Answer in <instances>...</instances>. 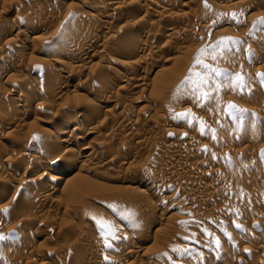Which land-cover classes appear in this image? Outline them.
Listing matches in <instances>:
<instances>
[{"label": "rangeland", "instance_id": "374dc122", "mask_svg": "<svg viewBox=\"0 0 264 264\" xmlns=\"http://www.w3.org/2000/svg\"><path fill=\"white\" fill-rule=\"evenodd\" d=\"M1 1L3 2L4 8L8 7L6 5L11 4L10 5L11 7L12 6L15 7L16 10L19 9L22 13L24 12V14L27 13L26 9L24 10V7L25 8L31 7L32 8L33 6L38 5V3H39V6H42V4L45 3L44 2L45 0H41V1H43L42 4L40 3L41 2L40 0H39V2L37 0H20L22 3L19 0H5V1L1 0ZM15 1L18 3V4L16 3L17 5L15 4ZM168 1L174 2L175 5H178V3L180 2V0H176V1L168 0ZM239 1H241V0H207V2H208L207 4L210 6L207 10L208 15L213 14L211 17H209V19H211V21H210L211 26L209 28L204 29V30L198 28L196 30V34H199L198 41H196L194 43H187V46L185 44L184 47H186V48H183V50L185 49L184 52L182 50H181V52H177L176 46L178 47V45H176V43L174 41L170 42V40L168 38H164L163 32L159 33L156 37H154V41L158 45H162V46H166L168 44V47L166 46L167 48H165V50L163 49V52H161L163 56H161L159 59H157L153 56L154 59H152L153 61L151 63V65L153 64L152 69L158 68V67H164V68H170L171 71L169 69H167V72L169 71L168 73H163V74L153 73L152 74V72L149 73V69L151 66L147 67L148 72L145 70L146 74L142 75V77H144V80H145L144 81L145 85L142 88L140 87L139 89H129V91L127 89L126 91L120 92L119 90L117 91V89H115L116 87L114 86L115 88H113L111 91V97L113 96L112 98L115 99L117 96L116 100L117 101L119 100L118 101L119 103L117 102V104L119 105V106L117 105V108L114 109L113 107H111V105L109 107L107 106L106 107L107 110L108 111L110 110L109 114L103 113L104 116H102V113L99 114V117L96 120L90 121L93 126L90 125V123L88 121L89 119L87 116L85 117V115L81 118L82 120L87 118L86 121L84 120L85 122L82 120H80L81 122L76 121L77 124L78 123L81 124L82 122H83L82 123L83 125L85 124L86 127L83 125L81 126L83 130L87 129V128L95 127V126H97V123H98L97 127H100V128L102 127L101 128L102 132L100 134H98V135L87 134V135H85V137H83L82 140H80L83 144L85 143L84 145H86V142L88 141L89 143L88 142L87 143L88 144L91 143L94 148L102 145V142H104V136L109 131L111 133H113V131L116 130L114 132L115 135L116 134L122 135L123 128L117 127L118 125L115 123L116 121H114L118 116H119L118 117V119H119L122 116V114H125V115L128 114V116L131 118V120L133 122L137 121V123L139 122V124H141L140 125L141 127L139 126L140 130H139V128L136 130L139 133H141L147 129H152L153 131H155L153 136H152L153 140L151 139V141L148 140V142L147 141L144 142V144L146 145L145 147L143 146L144 144L141 146V147L145 148L146 150L141 149V147L138 148L134 144V142L132 143V141H130V140H129V142H128V140L127 141L125 140L123 143H121L123 145L125 143L126 149H128V150L127 151L125 150L124 153L122 154L124 156V163H122V166L120 165L121 163L117 164V165L121 166L120 171L118 170L119 171L118 172L116 170V172L114 171L115 173L114 172L111 173V172L106 171V173L108 172L106 174L104 172V170H102L104 173L102 172V173L98 174L99 172H97L98 176L95 175V173H94L93 174L94 177L92 176V173H91L92 177L89 176V174H86V176H87L86 179L88 182L87 181L85 182L84 187L82 188L80 195H78L77 198H75V200L72 199V201H71L70 196L67 194V187L66 186H64V188H62L60 190H57L55 192V194H53V196H52L53 198L59 197L61 201H63L65 199L64 202H67V199L69 197V200L71 202L70 203L71 207L73 205H77L79 208H81L83 206L81 209L83 211V214H85V216H86L85 220L82 219L81 216H78V215L76 216L74 214L71 215V214H69V212L67 213V209H66L67 204L66 203H65L66 206L62 204L61 206L56 208L51 203V202H53L52 201L53 198H52L50 200H47L48 202L44 201L43 204L42 203L38 204V205L36 204V206H35V202L33 204L31 196H30V199H29V196H27L28 195L27 193H29V195L31 194L30 192L25 191L24 196H23L22 193H23L24 189L22 188L23 189L22 190L21 188H19L20 187V186H18L19 181L17 179L19 177H22L21 175H24L23 173H25V172H26L25 174L29 173L30 169L36 165V160H35V162H31V161L24 162L21 160L19 162H17V160H15V163L16 162L18 163V164L14 163L15 167L13 165H11L10 169H9V167L7 166L8 171L6 170V174L13 175L14 180L12 179L11 180L12 182L10 181V184H9V186H10L9 190L10 191L8 192V190H7L8 188H7L6 189L7 191H4V192L11 194L14 191L18 195L16 198H21L24 202L21 199H18L19 204H17V200L15 201L16 203L12 202V203L8 204L9 208L11 210H12V206L15 204L13 206L15 208V209L13 208V211H15V212L11 211L10 213L6 212V214L3 213L0 215V221L2 222V223L0 222V224H1V227H3V229L5 231V232L4 231L0 232V234L4 233L3 234L4 236L9 237L8 240L0 241V255H1L0 264H16L17 262H18L17 264H25V262H26V264H42V263L43 264H71L70 256L71 255L73 256L76 253V250L78 253V252H81L83 250V248L85 249L86 247L88 248V250L86 248L84 250L86 252L83 251V253H87L88 255H94V256L96 254H101L103 259H106V261H107L106 262L105 260H103L104 262H106V263L103 262V264H113L112 262H114V264H115V261L118 259L117 257L119 254L117 249H115V250L114 249H112V250L107 249L105 251L100 250L97 252L95 251V253L89 249V245L91 244V242L93 243L92 239H90V238H92L90 236L91 232H100V233L104 232L103 233L104 235L107 233L105 235V237L107 236V239H109V240L111 239L110 241H113L116 245H118V244L124 245L128 242L127 245H129V246H127V245H125V246L129 247V249H132V250L134 249L135 251L141 245L138 241H140V237L143 236L142 238H144V240L146 241V243L143 244V246L141 245L142 253L144 254L143 259H141L139 256L138 257L134 256L135 259L131 258L123 264H128L129 262H130L129 264H131L133 262H135L133 264H186V263H188V264H211V263L212 264H264V252H261L260 249L258 250L259 246H262V244L264 245V175H262V172L264 173V158L259 156V155H261V150H264V146H263V144H264V107H261L262 105H264V102H263L264 101V80H262L261 76L258 75V74H263V72H261V68L264 66V44H261L262 42L260 43V40H259V38H261V41H264V35L260 34V32H259V30L261 31V28H263L264 26H258L260 29L258 27L255 28V30L257 29L256 31L259 32V34L254 33L255 34L254 36H256V37L259 36L258 39L256 37L251 36L248 38L246 36L247 35L246 32H248V30H249V32H253V31H251L253 29V27H252L253 24H251L252 22L250 21L251 20L250 17L251 16H253V18L258 17L257 19H259L262 15L264 16V7H263L264 6L263 5L264 0L263 1L261 0V2H260V0L259 1L256 0V1H254L255 3H252L251 5H250V3L241 4L243 6L236 4V2H239ZM4 2H5V4H4ZM34 2L37 4H35ZM257 2L260 4V6H258L259 4ZM19 3H20V6H19ZM234 3L238 7L235 6ZM261 3H262V5H261ZM26 4H27V6H26ZM253 4L254 5L256 4L257 6L255 5L256 6L255 7ZM48 5H49V3L46 2V7L50 6V5L49 6ZM22 6H24V7L22 8ZM74 6H79V3L76 0L75 1L74 0H66V1L63 0L62 2H60V4L58 3V9H55V10L56 11L59 10L61 13L63 12V14H65L68 11L75 10L73 12L71 11L74 14L69 12L70 13L69 19H71V18H73V16L75 15V12H76V8H74ZM250 6H252V7H250ZM42 7L45 11L46 8H44L45 7L44 4ZM193 7L195 8L194 5L193 6L190 5L189 8L183 10L182 12L190 13V16L193 15V17L194 16L198 17L199 15H197V12L199 13V11H197V6H196L195 10ZM1 8L3 9L2 4L0 5V12L2 10ZM15 8H11L12 12H11V10L9 12L14 13L13 15H15V13L17 14V12H18V14L20 13L21 15H24L19 10L16 11ZM55 8H57V7L55 6ZM84 10L88 11L89 13H93V14L95 13L94 8L84 9ZM25 11H26V13H25ZM44 11H42V12H44ZM59 11L57 13H60ZM98 11L101 12L102 9H99ZM103 11H104V9H103ZM230 13H236L237 14V20H233L230 18V16L225 15V14H230ZM10 14L8 15L9 19L7 17L8 20H6V25L3 27L5 30H8V29L11 30L12 27L10 28V26L13 25L12 24L13 20H11L13 15L12 14L10 15ZM71 15H73V16L71 17ZM10 16H11V19H10ZM69 16L67 14V18ZM76 16L78 17V19H76L77 18ZM228 17H229V20H227ZM74 18L76 20H79L78 15H75ZM39 19L41 21V18H38L37 21ZM257 19H255V20L257 21ZM9 20H10V22L8 23ZM35 21H36V19H35ZM237 21H239V22H237ZM118 22L119 21H117L116 24L114 25V26H116V28L117 27L120 28L124 25L122 23V21L119 24H117ZM56 24L51 25L53 28L52 31L56 30L55 28L61 29L62 24L64 27V23L62 21H58ZM7 25H10V26H7ZM120 25H122V26H120ZM6 26H7V28H6ZM49 26H48V31L49 30L51 31V27L49 28ZM250 26L252 28H250ZM186 28H188V27H186ZM114 30H116V29L114 28ZM48 31H46V33H45V31H42V33L40 31V32H38V34H36L38 37L42 38L41 42H46V40L48 41L47 38L51 35L50 33H49L50 35L47 33ZM256 31H254V32H256ZM111 33L114 34V31L110 32L109 34L111 35ZM245 33H246V35H244ZM5 34L6 35H3V38L2 37L0 38L1 48L4 45H5L4 47H9L10 46L9 44L13 38L17 40V37L16 38L14 37V35H15L14 32L7 31V33H5ZM46 34H48V35L46 36ZM75 36H76V34H75ZM32 37H33V35H27V34L24 36L20 35V37H18V39H20V40H18V41L28 39L27 40V43H28V41L31 42L30 40L32 39ZM229 37L234 38V39L239 40V41H242L243 43L241 45H238V46L232 45L231 47L233 49H235V51L232 54H224V51H223L224 45H227L229 43L226 38H229ZM50 40H52V39L49 38V41ZM220 41H223L224 43L219 44L218 42H220ZM22 42L26 43V40L22 41ZM259 43L263 47H260ZM173 46H175V47H173ZM253 48L255 50L257 49L256 50L257 51L256 52L257 57H258V53H259L258 59L254 58L255 57L254 55L251 56L250 50H252ZM201 49L207 50L206 55L201 57L203 63L209 65L211 69H216V70L222 71L223 73H225V75L217 76V75H215V73L211 72L209 69L204 68L200 64L195 63V59H196V57H197V55ZM213 49H215V52H213ZM78 50H80V49L73 50L72 52H74L75 55H77L79 53L81 54V52L83 50V54H85L86 52H87L86 54H88V51H84V49H81V51H79V52H78ZM35 51H37V50H35ZM94 51L95 50L90 51V53H92V52L95 53V56H93L94 58L92 57V59H91L90 65L87 64L84 69L82 68L79 70L81 73L80 72L78 73L79 77L78 76L75 77V81L82 80V76L88 75L89 72H90L89 74H91L92 72L95 73V71H97V69L100 67V65L104 64V61H102V58L98 57L99 55L98 56L96 55L97 50H96V52H94ZM38 52H40V51H38ZM41 53L38 54L37 52H34V51L24 52V54L21 53V56L18 58L20 60H18V61H21L24 64L23 65L25 67L24 69H23V67L21 68L22 63H20V62H19L20 65L17 67L16 66H11V68L7 67V65L3 63L4 60L0 58V63H2V64H0V69H2L4 67L6 68V70L9 69L8 71H6L7 74L5 76L1 77V83L4 84V88L9 89V90L15 89V90H17L18 93L23 94L26 91H25V89L23 90V87H22V89L18 88V87H21L18 84L19 80H21L23 78H24L23 81H25V79L32 80V78L36 79L37 81L41 80L42 79V77L40 75L41 73L37 72V71H39V69L40 70L42 69V66H41L42 62H45L46 60H48L47 54H45L44 51ZM113 53H114V51H113ZM173 55L175 57L178 55L177 58L174 59L175 61L174 60L164 61V59H167L168 57H172ZM212 55H216L217 58L215 60H213ZM112 57H116V56H112ZM42 58L43 59L47 58V59H44L45 60L44 61V60H42ZM256 59H257V61H256ZM258 60H259V62H258ZM37 65H39L40 67L37 68ZM220 67H222L223 69H221V70L218 69ZM92 69H94V70L91 71ZM262 69L264 70V68H262ZM175 71H177V72H175ZM170 73L174 74L176 77L175 76L172 77L173 75L172 74L170 75ZM193 73H195L197 75H192ZM236 74H239L243 77V80H244V87L243 88H241L237 84V82L235 81L234 77ZM9 75H12L14 77L20 75V77L21 76L22 77L21 78L16 77V78L8 79L7 77ZM38 75H40V77ZM177 75H178V77H177ZM186 77H191V78L188 81H186ZM229 77H232L231 87H229ZM6 79H8V80H6ZM75 81L73 83V86L75 84ZM203 81H207V83H204ZM189 83L190 84L192 83V86H189ZM70 84L72 86V83H70ZM146 84H147V86H146ZM170 85L173 87H170ZM217 86H219V87H217ZM73 88H69L68 92L70 91V89L74 90ZM80 88H82V87H80ZM80 88H79V90H80ZM68 92L62 93L63 97L61 96L62 97L61 100L66 101L68 99H71L70 97L72 95H70V93H68ZM90 98H92V97H90ZM0 99L3 101L8 100V102L11 105L14 104V99L11 96L7 95L5 91L1 92ZM77 101H79V100H77ZM230 103L235 104L237 109H240L243 111H237L236 109L228 108V105ZM104 106H105V104H104ZM147 106H149L150 109L156 110L155 112L157 113V117L161 116V115L166 116L167 114L171 115V116L173 114H176L175 116H178V118H180V119H178L179 124L181 126H185V127L189 125V127L193 128V130L195 131V134L197 136L198 135L204 136V134L201 133V127H203V133H205L204 131L214 129V127H215V129H218L215 131H219V132L225 131V134H228L229 136L225 135L228 140L225 139L227 141H226V144L224 143L223 145H226L225 147L230 146V148H233V151L234 150L239 151L241 149V152H242L243 147L244 148H245V146L248 147L247 157L244 158L240 154L241 152L238 153L235 151H234V153H236V154H234L232 157V158H234L233 160L235 163H238L239 165H242L244 167L246 166L245 167V174H243V172L241 173V176L245 175V176H243V178H245V179H243L239 183L233 182L235 185L231 181V183L233 184L232 185L225 178H223V180L228 182V184L230 183L229 187L231 185L233 187V188L230 187V189L232 188V190H230L231 194L229 195V198L226 197L223 199V197H221V195L210 194L209 192H206V191L203 192L204 194L207 193V195L209 197H211L212 200L214 199L213 201H215V200L220 201L222 199L221 202H219V201L214 202V204L216 203L218 207L216 206V204L213 205L215 207H213L211 205L210 206H203V209H201L202 216L200 215V213H197L198 210L195 212L188 210V212H187L183 209H181V210L176 209L175 210L176 212L171 211V212L165 213L164 209L168 204L173 205V206L177 205V204H175L178 202V201H176V198L181 194V192H185V190H186L185 185H187V189L191 187V183L189 184V182H186L188 184L181 183L182 186H179L180 185L179 183L178 184L177 183H173V184L171 183V184L166 185L164 187L165 189L163 190V192L165 191V193H167L166 195L168 196V198H170L169 196H171V199H168V202H166L164 204H161L159 206H155V208L153 207L154 202L151 199H149L148 197L146 198L144 196L145 198L142 199L143 197L142 198L139 197L138 193L135 194V192H133V191L132 192L131 191L125 192L126 190H122L124 188V186L120 182H122L123 180L134 181L141 174L145 175V177H152V176L159 174V173H165V169L167 166L165 167V165H163V164L165 161L167 162L168 161L167 158H169V157L171 158V156L167 151L163 150L162 146H160V145L165 143L166 140H167L166 142L173 141V140L178 141V142H179V140L181 141V138L178 139L179 136H177V137H171L170 136L169 137L167 135V132L170 130H173V129H174L173 130L174 132L179 131L182 128L175 127L174 124L169 123V122H167V123L166 122L165 123L160 122V121H158V118H155L153 115L148 116L147 112L150 109H148L146 111V109L149 108ZM183 106L184 107L186 106L190 110L191 113L187 114L189 117L187 115H179L181 112L180 110H182L184 108ZM111 108H112V111H111ZM30 109H34V104L31 105ZM244 110H246V111L244 112ZM120 111H121V113H119ZM196 112H197V114H196ZM110 113H111V115H110ZM2 114H3V110L0 107V115H2ZM112 114H114L113 115L114 116L113 118H115L114 120H112L113 118H111ZM105 115H107L111 119L112 122L107 118L105 119L104 118ZM202 116H203V118L206 117L207 119L205 118L204 120L203 119L201 120ZM48 117L51 118V116H48ZM148 117H150V118H148ZM45 118H47V117L45 116ZM102 118L104 121L106 120V122L109 125L106 123L104 124L105 126L102 125L104 122L102 120ZM197 118H199V119H197ZM52 121L47 120V122H50L49 124L42 123V122L38 123V126L40 125L43 127L44 126L45 127H52L54 125L56 127V125L53 123H57V127L60 125V124L58 125V122H55V121L52 122ZM70 121L72 122V119H70ZM113 121H114V123H113ZM110 123H112V124H110ZM218 123H219V125H217ZM51 124H53V125H51ZM77 124H74V125H77ZM114 124L116 126H114ZM218 126H220V127H218ZM208 127L209 128L211 127V128L209 129ZM216 127H218V128H216ZM224 127H226V128H224ZM12 128H13L12 125L1 127V129H0V141L5 140V138L7 136V133H5V132L6 131L9 132V130H12ZM104 128H106L107 130H104ZM112 128H113V130H112ZM227 128L229 131L227 130ZM22 130H24V131H21L19 129L18 132L21 131V133L15 132V134H17V135L23 134L20 136H23L22 138L26 139V137H25L26 136V129H22ZM103 130H104V132H103ZM232 130H234V131H232ZM71 131H72V128L67 129V133L65 135H63L62 139L63 138L68 139L69 137H72L73 135L71 136V133H70ZM226 131H227V133H226ZM230 132H232L233 134ZM15 134H14V136L17 137V135H15ZM210 134H212V131ZM20 136L17 139H15V140H17V142L21 141L22 138ZM170 138H172V139H170ZM233 138H235V139L233 140ZM74 139H75V137L73 136V138H71L70 140H72V142H74ZM80 141H79V145L82 144V143H80ZM84 141H86V142H84ZM7 144L10 147L12 146V149H13V148H17L16 144H18V143H15V147L13 145L14 141L12 143H11V141H10V143L7 142ZM103 144H105V142ZM113 144L111 146L115 147V148H120L121 146H123V145H119V147H118V144H120V143H116V142H114ZM157 145H159L160 147ZM217 147L218 146L216 145L215 151L226 149V148L217 149ZM251 147L253 149H251ZM244 148H243V150H244ZM131 149L133 152H134V150L136 151L138 149L137 151L140 153H138L136 151V154L134 156L131 154ZM128 151H130V153H126ZM164 152H167V153L165 154ZM237 153H238V155H237ZM239 154H240V156H239ZM136 155H139V156H137V158H136ZM138 157H140V158H138ZM165 157H167V158H165ZM242 158L246 159L248 161H244V160H242ZM139 159H140V161H139ZM192 159H194V158H192ZM162 160H164V161H162ZM37 161L40 162L41 160L40 161L37 160ZM237 161H239V162H237ZM20 162H21V166L19 167L18 165H20ZM23 163H24V165H23ZM25 163H26V165H25ZM217 163H219V161ZM221 163H222V161L219 164L221 165ZM223 163H225V162H223ZM219 167H221V166H219ZM223 167H224V165H223ZM124 168H125V170H124ZM122 169H123V171H122ZM109 173H111V174H109ZM127 178H128V180H127ZM219 178L218 177H214V178L211 177V179L210 178L208 179V182L222 181V179L220 178V180H219ZM226 178H230V176L226 177ZM15 181H18V183ZM244 181H246V184H244ZM236 184L239 186H236ZM102 185H103V187H102ZM240 186H242V189L244 188L243 190H246V192L243 191ZM251 187H252V189H251ZM93 191H95V193ZM7 193H5L6 198L5 197H3V199L0 198L1 199L0 206H2L3 203H4V205L7 204V203H5V199H7V196H8ZM90 194H92V195H90ZM210 195H212V196H210ZM22 196H23V198H22ZM25 196L28 197V200L25 198ZM59 198H57V199H59ZM19 201H21V202H19ZM149 202H151V204H152V206L150 208L153 207V209H149V211H148V208L150 206V204H148ZM23 203H25V204H23ZM218 204H220V205H218ZM221 204L222 205L224 204V205L221 206ZM40 205H41V207H40ZM62 206H63V208H62ZM144 206H146L148 208H146ZM219 206H221L222 209L225 208L224 213H219L218 211H216V210H218L217 208H219ZM150 210H152V211H150ZM34 211H36V212H34ZM32 212H34V213H32ZM258 212H259V214H258ZM11 214H12V216H11ZM34 214H37V215H34ZM1 216H3V217H1ZM6 216L7 217L9 216V218H7ZM67 216H69V218ZM71 216H73V217H71ZM159 216L161 219V224H163L162 229H161V227H160V229H158V230H160V232L157 231V233H156L154 231V229L143 232V231H141V229H139L138 225L143 224L144 222L148 223V221L152 223V221L158 220ZM4 217H6V218H4ZM94 217H95V219H93ZM182 217H186V218L183 219ZM215 218L217 221L215 220ZM3 219H4V221H3ZM26 219H30V221L27 220L28 221L27 222ZM220 219H221V221H220ZM97 220H102V221L106 222L107 227L101 228L100 225L97 223ZM128 221H130V222H128ZM133 221H135V222H133ZM5 223H6V225H5ZM28 223H30V224H28ZM132 223H133V225H132ZM16 224H17V226H16ZM47 225H49V226H47ZM237 225H239V227H237ZM114 228H119V229L117 231V229H114ZM59 231H60V233H59ZM122 232H124L125 234H123ZM117 233H119V234H117ZM59 234H61V235H59ZM126 234L133 235V238L135 239L136 242L134 240H133V242L129 241V240L124 241L123 238ZM136 238H137V240L138 239L139 240L137 241ZM253 238H254V240H253ZM255 238H259V241L257 242V239L255 240ZM4 243H7V244H4ZM1 245H6V246H1ZM132 246L135 248H133ZM2 247H5L4 250L1 249ZM202 247L206 248V250ZM79 249L80 250L82 249V250L79 251ZM173 249H176L177 251H173ZM29 252L32 254L34 253V255L35 254H37V255L34 256L33 258L30 257V260H29V258H28L29 256L27 257ZM57 253H59V254H57ZM219 253H220V256L223 255V253H224V255L226 254L224 256V259H219V260L216 259V256H219ZM19 254H21V255L23 254V255L20 256ZM38 254H41V255L44 254L43 256H45L47 258L45 260L46 262L44 260L42 261L41 258L38 257ZM226 256H227V258H226ZM239 258H240V260H239ZM27 260H29L30 262L27 263L28 262ZM80 262H79L80 264H84L83 261H80ZM184 262H186V263H184Z\"/></svg>", "mask_w": 264, "mask_h": 264}, {"label": "bare ground", "instance_id": "6f19581e", "mask_svg": "<svg viewBox=\"0 0 264 264\" xmlns=\"http://www.w3.org/2000/svg\"><path fill=\"white\" fill-rule=\"evenodd\" d=\"M3 1H5V0H3ZM37 1L39 2V0H37ZM62 1L63 0H45L44 1L45 3H43L45 6L44 8H46L45 11L42 7L43 1L40 2L42 4V6H39V3H38V5H35L32 8L29 6H28L29 8H27V7L25 8L24 7L25 5H24V6H22V8L24 7V10L26 9V11H27V13L25 11L26 14H24V12L22 13L18 9L24 15H21L20 13L18 14V12H17V14L15 13V15H13L14 13H11L12 12L11 8H15V7H13V6L11 7L10 6L11 4H10V5H6V6H8L7 8H4L3 2L2 1H1L2 3L0 2L3 6V9L1 8L2 10L0 12V38L1 37L3 38V35H6L5 33H7V31L14 32V34H15L14 37L15 38L17 37V40L14 38L11 40V42L9 44L10 46L8 45L9 47H4L5 45L4 46L2 45L3 47L1 48V46H0V58L4 60L3 63L6 64L7 67H10V68H11V66L17 67L20 65V63H22L21 61H18V60H20L18 58L21 56V53L24 54V52H28V51H31V52L34 51V52H37L38 54H40L41 52L44 51V53L47 54V56H48L47 57L48 60H46V61L44 59H47V58H44V59L42 58V60H44L45 62H42V64H41L42 69L41 70L39 69V71H37V72L41 73L40 74L42 77V79L40 78L41 80L37 81L36 79L32 78V80L25 79V81H23V79H24L23 78V79L18 81L19 82L18 84L21 86L18 88L22 89V87H23V90L25 89V91H26L23 94L18 93L17 90H15V89L9 90V89L4 88V84L1 83V77L5 76L7 74L6 71H8L9 69L6 70L5 67L0 69V94H1V92L5 91L7 95L11 96L14 99L13 105H11L8 102V100L3 101L0 99V107L3 110V114L0 115V129H1V127H5L8 125L13 126L12 130H9V132L8 131L5 132V133H7L5 140L0 141V198L1 199H3V197L6 198L5 193H7V192H4V191H7V190H8V192L10 191L9 190L10 189V186H9L10 181L12 179L14 180V176L10 175V174L9 175L6 174V170H7V166L9 167V169H10L11 165L14 166L15 160H17V162H19L20 160L24 161V162H26V161L35 162V160H36V165L30 169L29 173L25 174L26 172L24 171L25 172V173H23L24 175L20 174L22 177H19L17 179L19 181V183H18V181H15L19 184L18 185V186H20L19 188L24 189V191L22 193L23 196H24L25 191L26 192L28 191L31 193L30 195H29V193H27L28 194L27 196H29V199L31 196L33 204L35 202V206H36V204L37 205L41 204V203L43 204L44 201L46 202L47 200L52 199L53 194H55V192L57 190L64 188V186L67 187V194L70 196L71 201H72V199L75 200V198H77V196L80 195L82 188L84 187V184L87 181L86 174H89V176H91V173H92V176L94 177V175H93L94 173H95V175H97V172H99L98 174H100L103 172L102 170H104L105 173H106V171L111 172V173L114 171L116 172V170L120 171L122 163H124V156L122 154L124 153L125 150L126 151L128 150V149H126L125 143H124V145L121 143H123L125 140L126 141L128 140V142L130 140V141H132V143L134 142V144L139 148L144 144V142H146V141L148 142V140L151 141V139L153 140L152 136H153L155 131H153L152 129H147V130H144L143 132L140 131L141 133H139L136 130L139 128V126L141 124H139V122L137 123V121L133 122L131 120V118L128 116V114H126V115L122 114V116L119 119H118V117H119L118 116L116 118L117 120L115 118H113L114 114H112L111 118H113L112 120L115 119L114 121H116L115 123L118 125L117 127L123 128L122 135H118V134L115 135L114 132L116 130L113 131L114 134L109 131L104 136L105 144H103L104 142H102L101 146L94 148L91 143H90L91 145L88 144L89 143L88 141H87L88 143L86 141H84V142H86V145H84L85 143L83 144L80 140H82L83 137H85V135H87V134H96V135L100 134L102 132V130H101L102 127L101 128L97 127L98 126V123H97V126L83 130L81 127L83 125L82 124L83 122L81 124L78 123L79 124L78 125L76 123V121L81 122L80 121V120H82L81 118L85 115V117L86 116L88 117V119H89L88 121H89L90 125H92L90 121L96 120L99 117V114L102 113V116H104L103 113L109 114L110 110L109 111L107 110V108H106L107 106L109 107L111 105V107H113L114 109L117 108V105H118L117 102L119 100L118 101L116 100L117 96L115 99L112 98L113 96L111 97L112 89L116 87L115 89H117V91L119 90L120 92H123V91H126L127 89L129 91V89H139L140 87L142 88L145 85V82H144L145 80H144V77H142V75L146 74L145 70L147 71V67L151 66L149 69V73L152 72V74L153 73L163 74V73L169 72V71L167 72V69L170 70V68L158 67V68L152 69L153 64L151 65V63L153 61L152 59H154L153 56L155 58L159 59L161 56H163L161 53V52H163V49L165 50V48L168 47V44L166 45L167 46L166 47V46L158 45L154 41V37H156L159 33L163 32L164 38H168L170 40V42L174 41L176 43V45H178V47L176 46L177 52H181V50L184 52L185 49L183 50V48H186V47H184L185 44L187 46V43H194V42L198 41L199 34H196V30L198 28L204 30V29L209 28L211 26V23H210L211 19H209V17H211L213 15V14L208 15V11H207L208 8H205L204 0H182V1L180 0L181 3L179 2L178 5H175L174 2H171L168 0H76L79 3V6H74V8H76L75 15L79 16V20H76V19H78V17L76 16L77 18L75 19L74 18L75 15L74 16L71 15V17L73 16V18L69 19L70 18L69 14L75 10H71L72 12L68 11L65 14H63V12L61 13L59 10H57V11L55 10V9H58V3L60 4V2H62ZM173 1H176V0H173ZM254 1H256V0H241L239 2H236V4L241 5V4H245V3H250V5H251L252 3H255ZM257 1H259V0H257ZM46 2L49 3V5H50V6L48 5L49 7H46ZM260 2H261V0H260ZM16 3L17 2L15 1V4ZM4 4H5V2H4ZM35 4H37V3H35ZM190 5L195 6V8L193 7L194 10L196 9V6H197V11H199V13L197 12V15H199L198 17H195V16L193 17V15H191L192 16L191 17L190 13L182 12L183 10L189 8ZM234 5H235V3H234ZM237 5H235V6H237ZM261 5H262V3H261ZM263 5H264V2H263ZM19 6H20V3H19ZM26 6H27V4H26ZM55 6L57 8H55ZM241 6H243V5H241ZM258 6H260V4ZM250 7H252V6H250ZM91 8L95 9L94 14L89 13L88 11L84 10V9H91ZM99 9H102V11L101 12L98 11ZM103 9H104V11H103ZM10 10H11V12H9ZM15 10H16V8H15ZM18 10H16V11H18ZM42 11H44V12H42ZM58 11L60 13H57ZM10 13L13 15L12 19L10 16V19L13 20V22L11 21L13 25L12 26H10L11 24L7 25V26H10V28L11 27L12 28H11V30H9V29L5 30L3 27L6 25V20L9 19L8 15ZM67 14L69 16L68 18H67ZM72 14H74V13H72ZM7 17H8V19H7ZM38 18H41V21H40V19L37 21ZM250 18H251L250 21L252 22V23L251 22L250 23L253 24V22L256 21L255 19H257L258 17L253 18V16H251ZM262 18H264V16ZM35 19H36V21H35ZM259 19H257V20H259ZM227 20H229V17ZM58 21H62L64 23V27L62 24V26L60 25L61 29L55 28L56 30L52 31L53 28L51 25L56 24ZM117 21H119L117 24H119L122 21V23L124 25L122 24L123 26L120 25L122 27L116 28V26H114V25L116 24ZM9 22H10V20L8 21V23ZM7 26H6V28H7ZM48 26H49V28L51 27L52 32L50 30H49L50 32L48 31ZM251 26H250V28L253 27V26L252 27ZM186 27H188V28H186ZM114 28L116 30H114ZM256 30L252 29L251 31H253V32H249V30H248L249 33L246 32L247 35H246V33L244 35H246L248 38L251 36L256 37V36H254L255 35L254 33L259 34V32H260V34L264 35V27L261 28V31L259 30V32H257ZM40 31H41V33H42V31H45V33H46V31H48L47 33L51 34V35L49 34L50 36L47 38L48 41L45 39L46 42H41L42 38L38 37L36 35ZM113 31H114V34L111 33V35H110L109 33L113 32ZM254 31H256V32H254ZM23 34L24 35H26V34L27 35H33L32 39L30 40L31 42L28 41V43H27L28 39H25V38L24 39L26 40V43L22 42L25 40L18 41V40H20V39H18V37H20V35L24 36ZM48 34H46V36ZM75 34H76V36H75ZM258 37L259 36H257L256 38L258 39ZM49 38L52 40L49 41ZM259 40H260V43L262 42L261 44H264V41H261V38H259ZM261 44H260V47H263ZM173 47H175V46H173ZM76 49H80V50H78V52L81 51V49H84V51H88V54H86L87 52L85 54H83V50H82L81 54L80 53L77 54L78 53L77 52L76 53L77 55H75V53L72 51L76 50ZM35 50H37V51H35ZM93 50H95L94 52H96V50H97L96 55L97 56L99 55L98 57L102 58V61H104V64H101L100 67L97 69V71H95V73L92 72L91 74H89L90 73L89 72L88 75H85V76L81 75L82 80L75 81V77H77V76L79 77V75H78V73L80 72L79 70L82 68L84 69L87 64L90 65L92 57L95 56V53H93V52L90 53V51H93ZM256 50L253 48L252 50H250V52H251V56L254 55L255 56L254 58L258 59L259 53H258V57H257V53H256L257 51ZM38 51H40V52H38ZM113 51H114V53H113ZM174 55L172 57H168L167 59H164V61H170V60L176 59L178 55L176 57ZM112 56H116V57H112ZM257 59H256V61H257ZM258 62H259V60H258ZM0 64H2V63H0ZM23 65L24 64L22 63L21 68L23 67V69H24L25 67ZM262 68H264V66ZM262 68H261V72H263V74H264V70ZM218 69L221 70L223 68L220 67ZM93 70L94 69H92L91 71H93ZM175 72H177V71H175ZM171 74L172 73H170V75ZM40 75H38V76L40 77ZM172 75H173L172 77L175 76L174 74H172ZM16 77L21 78L22 76L20 77V75H19ZM16 77L9 75L7 78L11 79V78H16ZM177 77H178V75H177ZM8 79H6V80H8ZM74 81H75V84L73 86ZM70 83H72V86ZM146 86H147V84H146ZM189 86H192V83L191 84L189 83ZM80 87H82V88H80ZM170 87H173V86L170 85ZM69 88H73L74 90L70 89V91L68 92ZM79 88H80V90H79ZM63 92L70 93V95H72L70 97L71 99H68L66 101L61 100V98L63 97L62 96ZM90 97H92L93 99ZM77 100H79V101H77ZM33 104H34V109H30L31 105H33ZM104 104H105V106H104ZM147 107H149V106H147ZM261 107H264V105H262ZM148 109H150V107L147 108L146 111ZM111 111H112V108H111ZM155 111L156 110H154V109L148 110V112H147L148 116L153 115L155 118H158V121H160V122H164V123L169 122V123L174 124L175 127L182 128L179 131L174 132L173 131L174 129H173V130H170L167 132V135L169 137L170 136L171 137L179 136L178 139L181 138V141L179 140V142H178V141L173 140V141L166 142L167 141L166 140L165 143H163L161 145L159 144L160 146H162V149L167 151L171 156V158L169 156H168L169 158L165 157L168 160L167 162L165 161L163 164V165H165V167L167 166L165 169V173H159V174H156L152 177H145V175L141 174L134 181L123 180L122 182H120L124 186V188L122 190H126L125 192H130V191L132 192L133 191V192H135V194L138 193L139 197H141V198L143 197L142 199H144L145 197L146 198L148 197L149 199H151L154 202L153 207L155 208V206H159L161 204H164V203L168 202V199H171V196H169L170 198H168V196L166 195L167 193H165V191L163 192V190L165 189L164 187L166 185L171 184V183L172 184L173 183H177V184L179 183L180 184L179 186H182L181 183L189 182V184L191 183V187L187 189V185H185L186 186L185 192H181V194L176 198V201H178V202L175 204H177V205L173 206V205L168 204L165 207L164 211L166 213V212L175 211L176 209H178V210L183 209L187 212H188V210L193 211V212L198 210L197 213H200V215L202 216L201 209H203V206H210V205L213 206L216 204V203L214 204V202L219 201V200L213 201L214 199L212 200V198L209 197L207 195V193L204 194L203 192L206 191V192H209L210 194L221 195V197H223V199L226 197L229 198V195L231 194L230 190H232V188H233L232 185L235 182L239 183L243 179H245V178H243V176H245L243 174H245V167L246 166L244 167L242 165H239L238 163H235L233 160L234 158H232L233 155L236 154V153H234L235 150L233 151V148H230V146L225 147L226 145H223L224 143L226 144V141L228 140L226 138V136L228 134H225V131L222 130L224 133L219 132V131H215L218 129H215V127H214V129H212V130L204 131L205 132V133H203L204 136L203 135L197 136L192 127H189V125L185 127V126H181L179 124L178 119H180V118H178V116H175L176 114H173L174 116L167 114L166 116L161 115V116L157 117V113ZM180 111H181L180 114H182V112H183V114L184 113L185 114L191 113L190 110L186 106ZM245 111L246 110H244V112ZM119 113H121V111ZM196 114H197V112H196ZM110 115H111V113H110ZM45 116L47 118H45ZM48 116H51V118ZM104 118L105 119L107 118L111 121V119L107 115H105ZM148 118H150V117H148ZM205 118H203V116H202L201 120L202 119L204 120ZM70 119H72V122L70 121ZM197 119H199V118H197ZM47 120H51V121L53 120L52 122H54V121L58 122V125L59 124L60 125L57 127V123H53L56 125V127H55L53 124H51V125H53L52 126L53 128L52 127H45V126L43 127L40 125L38 126V123H41V122L49 124L50 122H47ZM84 120L86 121L87 118ZM84 120H82V121H84ZM102 120H103V118H102ZM114 121H113V123H114ZM73 123L77 124V125H74ZM105 123L108 124L105 120L102 125H104ZM110 124H112V123H110ZM217 125H219V123ZM83 126H85V124ZM114 126H116V125L114 124ZM218 127H220V126H218ZM218 127H216V128H218ZM71 128H72V131L70 133H71V136L73 135L75 137L74 142H72V140H70L71 138H73V136L69 137L68 139L67 138L62 139L63 135H65L67 133V129H71ZM106 128H104V130H107ZM224 128H226V127H224ZM19 129L21 131H24L22 129H26V136H25L26 139H23L22 138L23 136H20L23 134H20V135L18 134L22 139L20 142H17V140H15V139H17L19 136L17 134H15V132H18ZM104 130H103V132H104ZM112 130H113V128H112ZM139 130H140V128H139ZM227 130H228V128H227ZM21 131L18 133H21ZM211 131H212V134H210ZM232 131H234V130H232ZM226 133H227V131H226ZM230 133H232V132H230ZM14 134L17 135V137L14 136ZM33 137H37V139H33ZM170 139H172V138H170ZM225 139H227V140H225ZM234 139L235 138H233V140ZM10 141H11V143L14 141V144H13L14 147H15V143H18V144H16L17 148H13L14 149L13 150L12 146L10 147L7 144V142L10 143ZM79 141L82 144L79 145ZM114 142L120 143V144H118V147H119V145H123V146H121L120 148L112 147L111 145ZM159 145H157V146H159ZM216 145L218 146L217 149H222V148H226V149L215 151ZM143 146L145 147L146 145L144 144ZM263 146H264V144H263ZM243 148H242V152H241V149L239 151L236 150L235 152H238V153L241 152L240 154L245 158L248 155L247 154L248 147L245 146L244 150H243ZM141 149H145V148L141 147ZM251 149H253V148L251 147ZM136 151L134 150V152H133L131 149V154L135 156ZM167 152H164V153L166 154ZM126 153H130V151H128ZM138 153H140V152H138ZM238 153H237V155H238ZM240 154H239V156H240ZM137 156H139V155H136V158H137ZM259 156H261V155H259ZM138 158H140V157H138ZM192 158H194V159H192ZM37 160H39V161L41 160V161L38 162ZM164 160H162V161H164ZM242 160L248 161V160L243 159V158H242ZM139 161H140V159H139ZM218 161H219V163L222 161L221 165L219 163H217ZM17 162L15 164H18ZM223 162H225V163H223ZM237 162H239V161H237ZM117 164H120L121 166H119ZM23 165H24V163H23ZM25 165H26V163H25ZM223 165H224V167H223ZM18 166L19 167L21 166V162H20V165H18ZM219 166H221V167H219ZM124 170H125V168H124ZM122 171H123V169H122ZM242 172H243V174H242L243 176H241ZM111 173H109V174H111ZM262 175H264L263 172H262ZM229 176H230V178H226ZM211 177H213V178L214 177H218V178L220 177L222 179V181L216 182L214 180L215 182H208V179L209 178L211 179ZM220 178H219V180H220ZM223 178H225L230 183H231V181H232V183L234 182L233 184L231 183L232 184L230 186V187H232L231 189L229 187L230 183L228 184V182L223 180ZM127 180H128V178H127ZM186 184H188V183H186ZM244 184H246V181H244ZM236 186H239V185L236 184ZM102 187H103V185H102ZM240 187L242 189V186H240ZM251 189H252V187H251ZM243 191L246 192V190H243ZM93 192L95 193V191H93ZM7 195H8L7 199H5V203H7V204L4 205V203H3V205L0 206V215L3 213L6 214V212L10 213L11 211L15 212V211H13V208H14L13 206L15 204L12 206V210L9 208L8 204H10L12 202L14 203L16 200H17V204H19L18 199H21V198H16L18 195L14 191L11 194L7 193ZM90 195H92V194H90ZM23 196H22V198H23ZM27 196H25V198L28 200ZM210 196H212V195H210ZM57 198H59V197H57ZM57 198H53V200H52L53 202H51L52 205H54L56 208L61 206L62 204L65 206L67 204V208L65 207L67 209V213L69 212V214H71V215L72 214H74L76 216L78 215V216H81L82 219H84V220L86 219L85 218L86 216H85V214H83V211L81 209L83 207L82 205H81L82 206L81 208H79L77 205H73L71 207L70 206L71 202L69 200V197L67 199V202H64L65 199L63 201H61L60 198L59 199H57ZM1 199H0V201H1ZM221 200L219 202H221ZM19 202H21V201H19ZM23 204H25V203H23ZM148 204H150L149 208L146 206H144V207L148 208V211H149V209H153V207L150 208L152 206L151 202H149ZM218 205H220V204H218ZM223 205L221 204V206H223ZM216 206H217V204H216ZM221 206H219V208H217L218 210H216V211H218L219 213H224L225 208L222 209ZM40 207H41V205H40ZM213 207H215V206H213ZM62 208H63V206H62ZM5 210H7V211L5 212ZM150 211H152V210H150ZM34 212H36V211H34ZM34 212H32V213H34ZM12 214H11V216H12ZM258 214H259V212H258ZM34 215H37V214H34ZM1 217H3V216H1ZM6 217H4V218H6ZM67 217L69 218V216H67ZM71 217H73V216H71ZM7 218H9V216ZM182 218L184 219L186 217H182ZM27 220L30 221V219H26V221ZM215 220H216V218H215ZM3 221H4V219H3ZM220 221H221V219H220ZM128 222H130V221H128ZM133 222H135V221H133ZM28 224H30V223H28ZM5 225H6V223H5ZM49 225H47V226H49ZM132 225H133V223H132ZM16 226H17V224H16ZM138 226H139V229H141V231H143V232L154 229V231L157 233V231L160 232V230H158V229H160V227L162 229L163 224H161V219L159 216L158 220H154V221H152V223L148 221V223L144 222L143 224H140ZM114 229H117V231H118L119 228H114ZM3 231H4V229H3V227H1V224H0V232H3ZM59 233H60V231H59ZM103 233L102 232L101 233L100 232H91L90 236L92 238H90V239H92L93 243L91 242V244L89 245V249L92 252L95 253V251L97 252L100 250L105 251L107 249H110V250L117 249L119 254L117 257L118 259L117 260L115 259L116 260L115 264H123L126 261H128L129 259L134 258V256L135 257L139 256L141 259H143L144 254L142 253L141 245L143 246V244L146 243L144 238H142L143 236L140 237V241H138L139 239L137 240V238H136V240L141 245L139 246V248L137 247L138 249H136V251L134 249H133L134 250L133 251L132 249H129V247H127V246H129V245H127L128 242L124 245L123 244L122 245H119V244L116 245L113 241H110L111 239L110 240L107 239V236L105 237V235L107 233L105 235ZM122 233L125 234L124 232H122ZM117 234H119V233H117ZM59 235H61V234H59ZM123 239H124V241H128V240L132 241V242H133V240L135 241V239L133 238V235H131V234H126ZM256 239L258 242L259 238H255V240ZM253 240H254V238H253ZM106 243L111 245V247H106ZM4 244H7V243H4ZM125 245H127V246H125ZM1 246H6V245H1ZM4 248L5 247H2L1 249L4 250ZM133 248H135V247H133ZM202 248H204V247H202ZM85 249L84 248H83V250L81 249L82 251L79 249V251H81V252H78V253L76 250V253L73 256L72 255L70 256L71 264H80L81 263L80 261H83L84 264H103V262H104L103 260L106 261V259H103L101 254H96L94 256V255H88L87 253H83V251ZM204 249L206 250V248H204ZM259 249L261 250V252H264V245L262 244V246H259L258 250ZM87 250H88V248H87ZM84 252H86V251H84ZM29 254L27 255V257L29 256L28 257L29 260H30V257L33 258L34 256L37 255V254L34 255V253L32 254L30 252H29ZM57 254H59V253H57ZM19 255L22 256L23 254L22 255L19 254ZM43 255L44 254H42V255L38 254V257L41 258L42 261L43 260L45 261L47 258ZM225 255L223 253V255L220 256V253H219V256H216V259H218V260L224 259ZM0 257H1V255H0ZM226 258H227V256H226ZM29 260H27L28 261L27 263L30 262ZM239 260H240V258H239ZM106 262H104V263H106ZM112 263L114 264V262H112ZM133 263H135V262H133ZM133 263H131V264H133ZM184 263H186V262H184ZM25 264H26V262H25ZM186 264H188V263H186Z\"/></svg>", "mask_w": 264, "mask_h": 264}, {"label": "snow or ice", "instance_id": "6c2138e0", "mask_svg": "<svg viewBox=\"0 0 264 264\" xmlns=\"http://www.w3.org/2000/svg\"><path fill=\"white\" fill-rule=\"evenodd\" d=\"M204 5H205V8H209V5L207 4V0H204ZM226 15L230 16L231 19H233V20H237V14L236 13H230V14H226ZM237 22H239V21H237ZM257 26H264V18H261V19L253 22V29H255ZM226 39L228 40L229 43L227 45H224V50H223L224 54H232L235 51V49H233L231 46L232 45L238 46V45H241L243 43L242 41L236 40V39L231 38V37L226 38ZM218 43L223 44L224 42L220 41ZM213 52H215V49H213ZM206 53H207L206 49H201L200 52L198 53L196 59H195V63L200 64L202 67L209 69L211 72L215 73V75H217V76L225 75V73H223L222 71H219L216 69H211L209 65L203 63L201 57L206 55ZM216 58H217L216 55H212L213 60H215ZM39 67L40 66L37 65V68H39ZM192 75H197V74L193 73ZM258 75H260L261 79L264 80V74H258ZM190 78L191 77H186V81H188ZM234 79L241 88L244 87V80H243V77L241 75L236 74ZM231 81H232V77H229V87H231ZM203 82L207 83V81H203ZM217 87H219V86H217ZM228 108L236 109L237 111H243V110L237 109L236 105L231 104V103L228 105ZM179 115H187V114L182 113ZM201 133L203 134V127H201ZM33 139H37V137H33ZM261 157L264 158V150H261ZM6 211L7 210H5V212ZM93 219H95V217ZM97 223L100 225L101 228L107 227L106 222H104L102 220H97ZM237 227H239V225H237ZM8 239H9V237H6L3 234H0V241H5ZM106 247H111V245L106 243ZM173 251H177V250L173 249Z\"/></svg>", "mask_w": 264, "mask_h": 264}]
</instances>
